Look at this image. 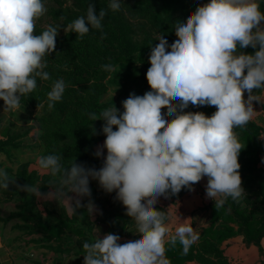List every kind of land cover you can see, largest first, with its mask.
<instances>
[{"label":"clouds","instance_id":"9594fccd","mask_svg":"<svg viewBox=\"0 0 264 264\" xmlns=\"http://www.w3.org/2000/svg\"><path fill=\"white\" fill-rule=\"evenodd\" d=\"M108 10L120 11V0H110L99 13L90 3L86 16L74 19L64 31L81 38L90 29L102 31ZM46 11L43 0H0V100L6 111L20 109L21 97L36 89L37 78L50 79L44 57L55 51L63 25L49 24L34 34ZM174 30L177 39L171 44L161 35L151 47L146 72L150 91L130 93L121 102L123 112L114 105L99 115L89 113L92 122L103 121L100 133L106 139L94 152L103 159L100 168L76 160L64 167L60 155H38L36 166L59 177V185L47 193L16 184L0 169L3 189L14 184L37 198L66 199L69 212L86 207L92 217L102 212L90 199V180L107 193L115 192L125 214L135 221L134 230L128 231L139 239L120 243L118 234L101 235L95 228L94 239L83 243V264H170L166 236L172 248L177 242L182 245L183 254L199 237L189 218L170 234L166 213L155 207L160 197L193 191L204 177L206 197L216 208L228 197L239 202L244 195L238 162L244 147L234 129L252 119L253 101L258 99L254 90L264 89V13L257 0H209L198 4L186 20H177ZM249 47L253 53L244 51ZM102 69L113 72L115 66L105 64ZM65 89L63 79L53 82L47 93L49 109ZM190 104L214 106L216 111L211 116L185 112ZM84 198H89L86 205Z\"/></svg>","mask_w":264,"mask_h":264},{"label":"trees","instance_id":"16d2710c","mask_svg":"<svg viewBox=\"0 0 264 264\" xmlns=\"http://www.w3.org/2000/svg\"><path fill=\"white\" fill-rule=\"evenodd\" d=\"M195 1L197 0H120L121 10L116 12L107 11V15L102 21V31L90 29L89 33L93 32L94 42L91 44L86 41L82 42L83 46L76 47L78 53L73 52V48L70 51H66L62 59L69 61V63L73 60L72 65L64 66L65 68L62 69L52 66L51 75L57 79L63 77L69 83L68 85L74 86L85 83L93 79V77L99 80L108 77L110 72L104 71L102 65L112 64L115 67L122 65L128 71L124 86H128L136 80L147 81L146 72L150 67L149 58L146 57L143 50L140 51L137 48V44L131 38L127 37V32L124 31L126 23L130 24L129 21H143L149 27L173 40L175 39L174 23L177 20L184 21L188 18L195 10L194 8L189 11V6ZM198 1L209 2V0ZM49 2L53 3L48 9V15L52 20L63 18L67 22H72L80 16H86L90 3L94 4L96 12L99 13L101 8L107 9L110 0H43L45 7H48L47 4ZM257 2L260 5L261 12L264 13V0H257ZM102 35L103 38H101ZM244 51L247 53L254 52L251 47ZM52 53L50 55L46 54L44 59L49 61ZM73 94L75 93L66 92L67 99L73 98L71 97ZM105 96V92L95 96L94 102L90 107V113L99 115L105 108L116 106L114 102L105 101ZM27 100V96L21 97V107L19 110H10V119L1 111L0 103V136L3 138L0 140V169L6 171L10 179L15 180L16 184L19 185L29 184L26 178L24 180L19 179V177L23 178V169L27 167V164H22L17 169L15 165L8 166L6 161H1V159L5 157L7 161L12 162L14 158L13 150L17 153L15 156H18L20 147L17 141L21 136H18L17 130L24 129L26 130L25 134H29L33 129L31 121L34 119V108ZM162 110L166 111V109ZM82 121L84 123V121L91 120L88 116ZM255 127L250 120L244 128H239L240 139L244 142V145H242L244 148L238 157L241 167L247 164L251 168H256L264 155V141L258 138V134L253 130ZM67 135V133L64 134L63 138H66ZM40 145V149L45 154L48 148H44L42 144ZM19 162L20 160L17 161L18 164ZM240 173H242L241 170ZM17 176H19L18 179ZM13 186L16 187L14 184ZM89 186L93 192L95 190L93 182H90ZM9 188L3 189L0 187L2 193L6 195V199L12 200L14 196L9 193ZM17 190L19 201L23 205L22 211H20L24 220L23 225L33 229L34 233L48 235L50 239L61 243V247L64 250L84 252L83 243L92 241L89 226L90 214L86 207L77 209L70 216L66 207L61 204H44L46 208L45 216L43 212H39L37 209L29 210L28 193L20 191L18 188ZM186 190L182 189L176 196L181 197ZM258 193L264 195V188H259ZM111 194L112 198L109 201L111 210L108 212L109 219L104 223L108 225L111 233L120 236L122 235L121 230L124 228L122 223L130 224L132 221L126 218L122 208H118L120 202L115 199V192ZM210 208L212 209V226L206 230L202 238L201 249L204 252L211 256L220 257L218 254L214 255L216 248L233 236H241L242 242L247 246H256L260 249V252H263L261 241L264 238V220L259 222V226L254 225L247 213L239 209L230 199L226 200L221 208H216L215 202L210 205ZM17 214L13 213L14 216H17ZM220 220L225 225L222 229L215 230L214 225ZM165 246V256L170 261V264H185L195 258V244L189 248L187 254H183V247L179 242H177L175 248H172L167 242Z\"/></svg>","mask_w":264,"mask_h":264},{"label":"rangeland","instance_id":"374dc122","mask_svg":"<svg viewBox=\"0 0 264 264\" xmlns=\"http://www.w3.org/2000/svg\"><path fill=\"white\" fill-rule=\"evenodd\" d=\"M206 3V2H204ZM198 0L192 3L189 6V11L197 7L198 4H204ZM53 3L49 2L46 7L47 11L37 22L34 34H40L46 25H63L58 32L56 38V49L53 51L51 58L47 62V67L44 71L48 72L50 79L42 80L37 78V87L30 94L26 95L30 102V105L34 108L33 115L34 119L31 121L33 129L30 133H26V130L19 129L17 130L18 136L21 138L18 139L20 150L18 151V156H14L12 162H9L5 159L1 161H6L8 166L15 165L18 169L20 165L27 164V167L23 169V178L17 176V179L26 178V181L29 185L40 188L42 192L47 193L50 190H55L59 185L58 177H53L50 174L41 171L35 164L36 157L38 155H48V154H57L62 157L61 163L64 167H69L73 160H76L78 163H84L87 167H98L102 166L103 159L97 158L94 156V152L98 145H102L106 137L100 133L101 126L103 124L102 120L97 121H84L83 119L89 116L91 112V105L94 102V98L97 94L105 92L106 96L104 97L105 101L114 102L117 106V109L121 112L123 109L122 101L128 98L130 93H135L136 95H144L147 91H150V86L145 80H136L133 83H130L128 86H124L125 77L128 74V71L124 66L115 67V71L110 72V75L104 79H90L82 84H76L74 86L68 85L63 77L66 84V89L63 94V97L60 101L55 102L54 106L49 109L48 107V97L47 93L51 90V86L54 81L57 80L54 76L51 75V67L57 66L60 69L65 68L64 66L72 65L69 61L63 60V56L66 51H70L73 48V52L76 51V47L83 46L84 41L88 44L94 42L95 38L92 37L93 32L84 35L82 38L79 37L75 32L64 31V26L71 22H67L65 19L52 20L48 15V9L52 6ZM130 24L126 23L124 31L127 32V37L131 38L136 44L137 48L144 51L146 57L149 58L150 50L152 46H155L159 43L157 38L163 34L156 31L152 27H149L143 21H129ZM175 31V30H174ZM164 37L171 44L175 39L168 38L167 35ZM66 92L75 93L71 95L70 99H67ZM254 96L258 99L253 101L254 115L251 121L256 126L253 130L258 134V138L264 141V89L254 90ZM245 99H247V93H245ZM1 111L9 112L10 110H4V102L0 100ZM71 103V104H70ZM185 112H203L207 116H211L216 108L214 106H193L189 105L188 108L184 110ZM162 112H166L162 110ZM115 130V128H114ZM31 132L33 134H31ZM239 142L244 145V142L240 139V130L239 128L234 129ZM68 134L66 138H63L64 134ZM100 133V134H97ZM40 144L46 150L43 154V150L40 149ZM74 148V149H73ZM106 149L104 151V156L106 157ZM72 158V159H71ZM19 164L17 161H19ZM96 160V162H95ZM99 160V162H97ZM239 162V161H238ZM97 163L99 164L97 166ZM17 164V165H16ZM242 179V187L244 189V195L239 202L233 201L231 197H228L226 200L230 199L233 203L237 205L239 209L244 210L247 213L249 219L253 222L254 225H258L261 220H264V195L259 194V188H264V155L262 156L261 162L256 168H251L249 165L245 164L243 167H240L239 171ZM94 180H90V182ZM98 187V182H96ZM207 184V177L202 178L199 183H196L193 187L194 190L189 193V195H195L199 198H204L206 195L205 187ZM9 193H11L14 198L12 200L2 199V209H13V213H18L17 216L13 214L10 216L12 219V241H14L15 247L18 251H23L27 256H38L39 260L43 259L42 256H48L50 254H57L59 252L65 254H73L72 250H64L61 247V243L56 242L55 240L50 239V237L44 233H34L33 229L23 225L22 218V203L19 201L18 190L13 185L9 188ZM188 191V190H186ZM92 193V191H91ZM97 194L102 193L100 188L96 191ZM4 194V193H3ZM5 195V194H4ZM101 196V195H100ZM92 198V195H91ZM90 198V199H91ZM102 198V197H99ZM184 198H189L188 196ZM89 198H84L83 203H86ZM211 200V199H210ZM214 202L213 200H211ZM28 208L29 210L37 209L39 212L45 213L44 204H61L66 207L67 212L70 216L74 212H69V202L67 200H54L46 198H37L36 196L28 193ZM46 202V203H44ZM97 208H104L102 203L99 202L97 198L96 201H93ZM105 199H103V204H105ZM6 205V206H5ZM8 205V206H7ZM21 213V214H20ZM262 222V221H261ZM259 226V225H258ZM234 239L233 244H239L238 240H242L241 236H233L229 241ZM71 240V239H70ZM261 246L263 252H260V249L256 246L250 248V251L238 250L234 255L230 250L223 246V244L217 247L214 255L218 254L222 259H219L218 264H253L254 261L250 263L242 262L239 263L238 259L244 256L251 254L256 256L257 261L254 264H264V238L261 241ZM31 254V255H28ZM219 257V258H220ZM35 258V257H34Z\"/></svg>","mask_w":264,"mask_h":264},{"label":"crops","instance_id":"0c3cea01","mask_svg":"<svg viewBox=\"0 0 264 264\" xmlns=\"http://www.w3.org/2000/svg\"><path fill=\"white\" fill-rule=\"evenodd\" d=\"M5 113V112H3ZM7 115V118L10 119V111L5 113ZM31 134H33L31 132ZM3 138L0 136V140ZM13 155L15 156L17 153L13 150ZM16 157V156H15ZM93 182V181H92ZM97 181H94V187L95 190L92 192V201H96V199H99V202L102 203V206L104 208H98L102 214H96L94 217L90 215V237L91 240L94 239L95 228L100 229L101 235L104 233L111 232L110 228L105 221L109 219V213L111 210V206L109 201L112 198L111 193L105 192L99 185L97 187L96 184ZM194 186V185H193ZM100 188L102 190V193L97 194V189ZM194 189V187H193ZM192 191H186L181 197H177L176 195L171 196L169 199H165L164 197H160L158 203L156 204V208L158 210L164 211L167 215L166 224L169 227L170 234L174 233L175 227H177L181 222H183V219H188L187 222L191 224L194 228V231L198 234L199 239L194 243L196 245L195 250V258L193 261H188L185 264H218L219 259H222V257L217 256H211L208 253L204 252L201 249L202 244V238L204 237L206 230L212 226V209L210 208V205L213 203L210 199L204 196V198L196 197L195 195H189V193ZM101 195V196H100ZM188 196L189 198H184ZM102 197V198H99ZM6 199V195L2 193V190L0 189V206L2 205V199ZM103 199H105V204H103ZM88 201H86L87 204ZM120 202V201H119ZM46 203V202H44ZM48 204V203H46ZM6 206V205H5ZM8 206V205H7ZM118 208H122L124 215L126 218L130 221H132L130 224H124L122 223V226L124 228L121 230L122 235H120L121 240L120 243L125 242L128 239H139V235L133 234L132 232H129V229L134 230L135 228V221L132 218H129L126 213V208L123 206V204L120 202L118 205ZM15 210L13 209H2L0 207V264H83V255L84 252H79L77 250L73 251V254L69 253H57V254H50L48 256H42L43 259L39 260L37 258L38 256H34L31 254V256H27L26 253L23 251H18V249L15 247L14 241H12V219L11 215L13 214ZM223 221H217L214 225L215 230L222 229L224 227ZM92 228V229H91ZM237 228V227H236ZM169 239V236L165 237V241L167 242ZM234 239H231L229 241H224L222 244L224 247H226L232 254L234 255L238 250L242 251H250V248L254 246H247L245 243L242 242V240H238L239 244H233ZM221 244V245H222ZM35 257V258H34ZM241 258L238 259L239 263L247 262L250 263L251 261H254V263L257 261L256 256H252L251 254H246L244 256H241ZM253 263V264H254Z\"/></svg>","mask_w":264,"mask_h":264}]
</instances>
